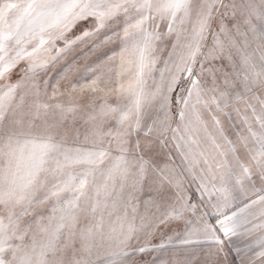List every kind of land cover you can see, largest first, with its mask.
Returning <instances> with one entry per match:
<instances>
[{
    "label": "snow or ice",
    "instance_id": "obj_1",
    "mask_svg": "<svg viewBox=\"0 0 264 264\" xmlns=\"http://www.w3.org/2000/svg\"><path fill=\"white\" fill-rule=\"evenodd\" d=\"M0 264H264V0H0Z\"/></svg>",
    "mask_w": 264,
    "mask_h": 264
},
{
    "label": "rangeland",
    "instance_id": "obj_2",
    "mask_svg": "<svg viewBox=\"0 0 264 264\" xmlns=\"http://www.w3.org/2000/svg\"><path fill=\"white\" fill-rule=\"evenodd\" d=\"M49 75L52 77V82H54L58 78V69L53 70ZM225 126L227 127V122L225 123Z\"/></svg>",
    "mask_w": 264,
    "mask_h": 264
}]
</instances>
